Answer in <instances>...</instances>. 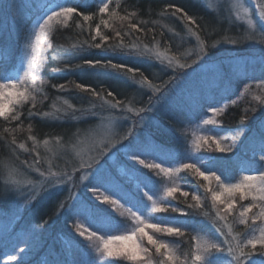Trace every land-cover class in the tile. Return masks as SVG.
<instances>
[{"label":"trees","instance_id":"16d2710c","mask_svg":"<svg viewBox=\"0 0 264 264\" xmlns=\"http://www.w3.org/2000/svg\"><path fill=\"white\" fill-rule=\"evenodd\" d=\"M97 4L98 0H79L78 16L70 19L64 26L57 25L52 31L40 71L41 80L46 83H42V89L38 91L40 96L30 108L35 114L29 118V111H27V115L19 116L16 121H8L3 126L0 123V224L3 220L9 223L0 236V264H5L1 257L2 251L15 245L14 242L22 234H25L24 244L19 247L24 249V256L13 264H74L77 260H89L90 258L96 259L97 264H102L99 257L94 254L92 242L80 237L76 232V226L79 224H83L84 229L89 230H92L94 226L79 217L66 218L63 213L56 214L70 191L82 198H89L86 192L99 186L94 177L88 178L82 185L74 182L71 189L64 186L50 188L47 183H44L39 192L30 199L26 198L28 191L24 194L12 192L7 183L10 175L26 176L29 181H39L38 176L27 174L28 167L35 166L34 162L37 161L39 163L37 167H40L41 163L51 159V164H58L63 171H67L63 168L64 165L70 167L75 163L72 156H67L70 159L62 161L67 152H70L69 145L76 141L78 136L83 137L85 133L90 132L104 116L100 106L96 105L101 102L90 92H82L76 88L77 84L95 88L98 92L103 89L102 94L107 99H112V97H107V92L111 91L116 99L131 104V109L135 112L123 115V118L125 115L128 118L119 121L114 135L105 145L106 148L122 142V137L128 129L124 127V124L128 125L132 122L129 126L132 127L135 121L137 134L141 138L151 135L157 144L162 145L170 153L167 158L153 157L150 163H159L162 160L163 164L171 161L197 162L200 166L199 161H203L211 166L212 170L220 172L222 178L226 180L233 179L230 176L231 171L241 170L252 174L246 170L257 169L260 166L252 155L261 154V140L264 138V103L261 101L264 100L252 101L250 93L241 95L236 105H230L224 115L220 116L221 124L217 128L220 136L218 137L223 140L222 145L233 146L232 152L217 151L212 146L213 143L210 148L206 146L196 152H191L190 155L187 151L188 142L191 139L190 126L196 123L206 109L217 101L237 97L238 89L242 85L249 81L264 80V64L226 65L207 73L200 71L203 63L194 65L191 69L179 70L177 67L176 81L169 86L164 96L159 93L153 94L152 89H147L144 85L139 86L122 74L107 69L89 68L84 64L85 60L110 59L114 63L139 68L143 75L138 73L136 80L147 77L152 84L161 86L174 74L168 64L150 61L139 55L129 57L122 53L113 54L105 52L102 48L89 47L93 43L91 36L95 34L96 25L100 24L101 33L110 37L108 42L110 44L115 45L122 38L127 46L156 45L171 58L178 59L179 63L188 64L196 60L195 53L199 49L197 45L200 41H203L208 49V55L203 60L206 63L208 61L212 63V59L215 58L214 54L218 55L223 51V48L227 46L226 42L224 43L226 40L238 41L236 45L231 46L232 49L247 50L245 42L241 41L240 26L230 23L225 15H221L222 12L215 13L209 10L204 0H121L115 6L114 21L105 27L101 21H106L107 18L104 15L101 16ZM168 5L183 8L196 20V24L191 25L182 19L183 13L172 15L174 9L166 12ZM112 8L114 9L110 7L109 11ZM84 15L95 18L84 21ZM125 16L129 19L120 18ZM11 19H14L11 22L14 28V24H20L15 16ZM31 21V16H28L23 25L27 27ZM132 23H136L143 31L131 30ZM189 27L195 35L188 31ZM117 31L121 32V38L115 36ZM12 32L16 33V31ZM15 35L13 34L17 39ZM196 36H199V41ZM14 41L12 39L10 44H4V39L0 35V55L2 57L8 58L9 55H13L5 50H12ZM16 41L21 42L19 39ZM85 41L88 43H84ZM95 42L99 43V38ZM260 43L264 44V40ZM213 44L215 47H212ZM0 65L6 66V63L1 62ZM10 67L7 66L6 69ZM53 85H64L65 87L61 90ZM149 97H152V104L155 107L143 112L141 120L136 116V112L148 107ZM65 100L68 104L64 103ZM69 104L74 108H69ZM250 109H255V111ZM246 110L249 111L246 112ZM45 112L49 113L47 117L43 116ZM246 115L248 119L244 120ZM241 130L244 131L243 136L239 135ZM79 132L82 134L80 135ZM30 137H35V139ZM45 140L48 141L47 144L44 143ZM20 144H24L23 149L19 147ZM130 155L131 153L127 151L118 152L113 167L109 169L114 173L116 169L138 168L139 165L130 160ZM60 162L66 164H60ZM201 170L205 168L201 167ZM143 173L159 183V178L154 176L150 170L145 168ZM201 184H206L202 178L190 171L182 170L177 175L175 186L181 191H188L189 197L185 198L177 193L176 197H166V203L183 208L188 214L186 216L171 212L152 214L155 216V219L152 218L153 223L161 222L173 227L185 226L186 231L183 237L163 236L173 246L175 256L180 262L184 260L185 254L194 252L196 243L194 233L205 235L214 243H223L226 236L225 225L230 226L232 233L236 236V243L245 242L253 233L255 224L252 225L251 217L254 211L248 214V224H242L239 216L242 210L241 205L247 206L251 203L248 199L243 201L235 199L236 207L233 213L227 216L225 221L214 223L217 207L222 208L223 206H220L218 202L217 206H213L211 195L205 193ZM125 187L131 188V185L125 184ZM194 192L202 197V207L196 210L188 208L189 204L195 203L191 199ZM135 195L138 198L141 197L139 192ZM18 205L22 206L18 207ZM117 219L120 217L118 216ZM221 231L225 235H221ZM159 237L161 234L157 235V238ZM151 254L153 264H162L166 260V257L155 252ZM83 256H87V259H83ZM226 258L227 260H222L223 264H228L230 257L220 254L216 264L219 259ZM252 259L256 261V264H264V256L258 252ZM123 264H131V262L125 261Z\"/></svg>","mask_w":264,"mask_h":264},{"label":"snow or ice","instance_id":"6c2138e0","mask_svg":"<svg viewBox=\"0 0 264 264\" xmlns=\"http://www.w3.org/2000/svg\"><path fill=\"white\" fill-rule=\"evenodd\" d=\"M76 5V6H73ZM79 0H62V2H56V0H47V3L43 5V15L39 18L42 22L37 21V26L34 28V41L30 44V54L27 59V69L24 71V77L30 79L32 82V91H35V84L38 80V76L35 74L38 71L39 65L36 58V53L38 52V46L42 40L48 38V34L53 30L54 22L68 24L69 20L73 17L78 16ZM98 11L103 16L108 13L110 10V3L105 2V0H98ZM174 9L172 15L177 13H183L182 19H185L189 24L195 25L196 20L188 15L183 8L176 7L175 5H168L166 12ZM115 15V13H113ZM134 15V13L132 14ZM262 20H264V8L261 9L259 13ZM94 16L84 15V21L94 20ZM121 19H129V17H120ZM106 24V21H101ZM249 23H252L249 21ZM100 24L96 25L95 34L91 36L92 44L89 47H95L97 49H104L105 52H112L113 54L122 53L125 56L133 55H144L147 52L152 50L147 48V45L141 49L138 45L127 46L124 44L123 39L121 38V32L117 31L115 36L121 38L119 43L113 45L108 43L110 37L101 33ZM131 30L143 31L142 28H138L136 23H132L130 26ZM188 31L195 35L192 32L191 27ZM99 38L100 42L96 43ZM196 39L199 41V36H196ZM84 43H88L85 41ZM228 43L236 45L238 41L229 40ZM215 47V44L212 45ZM196 60L192 64L188 63H179V61H173L171 58L164 56L163 53H156V58L167 61L168 67L173 71V76L169 78L168 81H165L161 86H156L152 84L147 77H144L142 80H136L137 74H141L139 68H134L127 66L123 63H114L112 60H85L84 64L89 68H101L114 71L118 74H122L132 80L134 83H137L141 86L147 84L149 88L152 89L153 94L159 93L161 96H164L168 91L169 86L175 83L176 81V68L180 69H191L194 65H201L204 58L208 55V49L204 46L203 41H200L199 49L195 53ZM23 83V81H21ZM41 83H46L41 81ZM16 87L15 81L9 82V84H0V118H3L5 121H16L19 119V114L16 113L10 105L13 103V97L15 98V103L23 104L24 102L31 99L33 104L36 102V96L32 95V91L28 88H25L23 91H18L16 93H5L3 90L5 88ZM53 87H58L63 90L64 85H53ZM76 88L82 92H90V94L95 97L102 105H107L109 109L118 110L121 113H131L133 109L124 105V103L116 99L111 91L107 92V97H112V99H107L105 95L102 94L103 89L98 92L95 88L86 87L83 84H77ZM47 99V96H45ZM255 100L260 101L259 96L254 97ZM65 104H68V101H64ZM232 105H236L237 101L233 99L231 101ZM264 103V101H261ZM55 105H53L54 107ZM69 108H74L73 105L69 104ZM155 105L152 104V97H149L148 107L141 109L136 112V116L142 119V113L145 111L151 110ZM255 111V109H250ZM224 108L212 107L210 112L218 113L223 112ZM249 110H246V112ZM35 113L30 109L28 112V117L31 118ZM49 113H43V116L47 117ZM124 118H128L125 115ZM115 119H120L116 117ZM247 115L244 117V120H247ZM215 122L212 120L204 119L203 124L212 125ZM240 136L244 135V131L239 132ZM35 139V137H30ZM59 139V137H57ZM122 140L127 141V152L131 153L130 160L132 162H138L139 167L134 169L122 170L119 173L114 174L105 163H101L100 160L92 162H84L81 164L82 169H86L87 172H90L94 179L98 182V187H93L90 191L95 199L82 198L77 195L75 192L70 191L69 195L65 198V201L62 202L57 211V215L63 213L66 218L68 217H79L90 225L96 228V231H92L86 237L87 240H95L97 243L94 245L95 256H98L104 264H123V262H131V264H153L152 260V249H154L156 254L166 257V260L162 264H216L217 257L220 254H226L230 257L228 264H256V261L252 259L254 254L257 252L264 256V227L259 229V235H255V230L253 229V235L251 238L246 239L245 242L233 243L231 240L225 239L223 243H214L211 240H206L203 243L199 241L195 245L193 253L185 254L184 260L180 262L175 256L173 246L163 238H157V234H161V237H183L186 231L185 226H167L161 222L151 223L149 218H147L146 213H179L181 216H186L188 213L183 209L171 204L161 203L158 204L154 196L159 190L160 183H163L165 178L169 183L175 184L177 174L182 170H187L194 173L197 177L202 178V181L207 182V184H201V187L205 189L206 194L211 195V200L213 206L222 205V208L217 207L216 217L214 223L225 221L227 216L231 215L236 207V200L234 198L236 193H239V199L243 201L247 197L251 196L253 203H249L247 206L241 205L242 210L239 212L240 222L242 224H248V214L253 212V208L259 207V213H253L252 225L256 221H260L264 224V170L262 169H248L246 171L253 174H245L242 179L237 183H226L222 180L221 175L217 174V171L212 170L211 166L206 165L203 161H199L200 166L197 162L192 163H179L176 167H165L163 166V160L160 163L152 162L146 163L148 157H169L170 153L162 146L157 144L151 137V135H146L141 138L137 134V124L134 121L132 127L128 129V132L125 136L122 137ZM14 142V141H13ZM211 142H214L216 145V150L220 152H232L233 146L222 145L221 140L217 139L216 136L211 137ZM45 144L48 143L47 140L44 141ZM211 147L209 143V137L207 135L199 137L197 140L193 141V151H198L204 147ZM21 149L24 148V144H20ZM101 149V156L103 157L104 153L107 152V148L100 144L98 146ZM260 155L259 161L264 163V138L261 140L260 146ZM39 155V154H38ZM144 157V158H141ZM191 158V157H190ZM38 162V161H37ZM33 165H30L32 167ZM201 167H204L205 170H201ZM148 169L152 174L159 178V183L147 177L143 173V169ZM95 169L93 172L92 170ZM36 172L43 177V182L47 183L50 188H55L64 183H70L73 180V175L69 174L67 171L61 172H52L47 173L41 172L37 167ZM76 170L73 169V173ZM81 180L88 179V174L80 177ZM55 183H51V181ZM123 180V183H122ZM215 181V188L212 187V182ZM31 183V181H28ZM125 184L131 185V188H126ZM259 185V187H257ZM101 189H104L105 192L109 194H102ZM147 189V190H144ZM139 192L145 198V200L140 201L136 198V193ZM254 192H259L260 195H254ZM180 193L182 197H189L188 191H181L179 187H165L163 188V195L165 197H176V194ZM102 196V199H101ZM192 201L195 203L189 204V209H199L202 207V197L197 195L195 192L191 195ZM259 201V204H256V201ZM127 205V217H124L125 220H130L135 223L134 230L127 233L124 237L126 240L133 241L131 245H120L117 247L112 246V241L116 239L111 235L105 238V235H97V232H111L113 230H118L120 225V220L117 219L118 216H123V213H117V207L125 208ZM107 206V207H106ZM223 213V214H221ZM207 215V213H205ZM155 219V216H152ZM249 225V227H252ZM147 230H152L151 234ZM85 229L83 224L76 226V232L80 237L85 236ZM219 231V230H218ZM221 235H225L221 231ZM133 237L136 240H133ZM146 239L147 245L151 248L144 245ZM24 249H20V252H23ZM91 255V254H90ZM190 257V258H189ZM18 260L17 255H6L5 264H13ZM82 264H97L96 259L90 258L87 261H83Z\"/></svg>","mask_w":264,"mask_h":264},{"label":"rangeland","instance_id":"374dc122","mask_svg":"<svg viewBox=\"0 0 264 264\" xmlns=\"http://www.w3.org/2000/svg\"><path fill=\"white\" fill-rule=\"evenodd\" d=\"M121 0H105V2L110 3V7L112 8L111 11L108 13L104 14V16L107 18L106 24H104L105 27L109 26V23L114 21L113 18L116 17V15H113V12H115V6L117 3ZM206 7L215 12V13H221V15H225L226 19L230 23L237 24L240 26V33L242 34L241 36V41L245 42L247 50H235L232 49L231 46H234L230 43H228L229 40L224 41V43L227 45L226 47L223 48V51L220 53L214 54L215 58L212 59V63H206L203 62V66H200L202 72L207 73V72H212L217 69H221L223 66L226 65H248L251 66L252 64H264V58H262V55L264 54V44L260 43L264 40V20L261 19L259 13L262 8H264V0H204ZM56 2H62V0H56ZM114 2V3H113ZM47 3V0H0V35L4 39V44H10L11 40H15L13 45H12V50H5V52H11L13 55H9L8 58L2 57L0 55V63L5 62L6 66L0 65V84H9L10 80L15 81L16 87H8L5 88L3 91L7 94L9 92L11 93H16L18 91H23L25 88H28L30 91H32V82L30 79H26L24 77V71L27 69V59L30 54V44L34 41L35 36H34V28L37 26V21L42 22L41 19H39L43 15V5ZM74 6V5H73ZM12 16H15L17 18V22H20L19 25H15V28L13 27L12 23L14 19H11ZM28 16H31L32 21L29 23V26L23 25V22L25 19L28 18ZM114 16V17H112ZM251 21L252 23H249ZM59 26H64L65 24L62 23H55L53 26V30ZM2 30L5 32H2ZM52 30V31H53ZM12 31H16V33H13ZM52 31L48 34V38L46 40H42L40 45L38 46V52L36 53V58L37 62L39 65L38 71L35 72V74L38 76V80L35 84V91H32V95L36 96L38 98L40 95H38V91L42 89V83H41V76H40V71L41 67L44 61V53L46 48L48 47L49 40H50V35ZM16 34L14 38L13 34ZM20 35V36H19ZM19 36V37H18ZM20 40L21 42H17L16 40ZM233 40V39H231ZM200 44V43H199ZM222 44V43H221ZM199 47V45H197ZM140 47V46H139ZM141 49L144 48V46L140 47ZM148 49L152 50L150 52L145 53L144 55H139L142 57L148 58L150 61H158L162 62L161 60L156 58V53H163L164 56H168L165 51L160 50L156 45H151L147 46ZM225 49V50H224ZM216 51V50H215ZM214 51V52H215ZM213 52V53H214ZM212 53V54H213ZM262 54V55H260ZM7 55V54H6ZM212 55H210L211 57ZM209 57V58H210ZM219 58V59H218ZM174 62L179 61L178 59L171 58ZM164 63L167 65V61L164 60ZM10 63V64H9ZM7 66H11L9 69H6ZM181 70L180 68H177ZM7 72H6V71ZM185 76V74H184ZM183 76V78H184ZM23 81V83H21ZM139 85V84H138ZM141 86V85H139ZM147 89L149 88L147 85H144ZM146 91V89H145ZM151 92V91H150ZM250 93V95H249ZM249 95L250 99L252 101H256L254 97L259 96L261 99L264 100V80H254V81H249L245 85H242L237 92V97L235 98H229V99H221L217 101L213 106L209 107L206 109L205 113L197 120L196 123L190 126V132H191V139L189 140V149H188V154L190 155L191 152H196L193 151V141L197 140L199 137L207 135L209 137V143H213V147L216 149V145L214 142H211V137L216 136L217 139H219L218 136H220L217 131H219L217 128L220 126L221 121H220V116L224 115V112L226 109L232 105L231 101L235 99L238 101V98H240L241 95ZM98 102V101H97ZM157 102V101H156ZM33 102L31 99L28 101L24 102L23 104H17L15 103V98L13 97V103L10 105V107L19 114V116H24L27 115V111L30 110L31 104ZM97 106L99 105L100 110L102 111V114L104 115L98 123L93 127V129L90 130V132L85 133L83 137L78 136L76 141L71 142L69 145V150L70 152H67L66 157L63 158L62 161L65 159H70L67 156H72V159L75 161L74 164L70 165V167H66L64 165L63 168L67 169V172L71 175H73V180L70 183H64L61 184L57 187L64 186L67 189H71L74 186V182H77L79 185L84 184L85 180H81L80 177L85 175L86 173L88 174V178L93 177V175L90 172H87L86 169L81 168V164L84 162H92L96 160H100L101 163H105L108 168L113 167L115 163V157H117L118 152L125 153L127 151V141L122 140V142H118L119 144L113 145L110 148H107V152L104 153L103 157L101 156V151L99 152L100 148L98 147L100 144H103L104 146L107 145L109 142L111 136L114 135L115 133V127L118 126L119 121H123V115L125 113H121L118 110H112L107 107V105H102L101 103L96 104ZM127 107L131 108V104L124 103ZM212 107H218V108H224L223 112H218V113H212L210 112V108ZM109 110V112H108ZM21 112V113H20ZM108 112V113H107ZM133 112V111H132ZM105 113V114H104ZM135 113V112H133ZM129 114V113H128ZM116 117L121 118L120 119H115ZM208 119L212 120L215 123L212 125H205L203 124V120ZM142 120V119H141ZM8 121H5L3 118H0V123L1 126L6 125ZM132 122H130L128 125L124 124V127H127L128 129L130 128ZM128 129L125 133V135L128 132ZM81 135L82 133L79 132ZM221 143L223 142L222 139ZM64 153V152H63ZM195 154V153H194ZM259 155L260 154H253L252 157L255 158L260 166H258L259 169L264 170V163H261L259 161ZM153 157H148L146 159V163H150V160ZM25 162V161H24ZM188 162V161H187ZM37 163V165H36ZM52 160H46L44 163H41V166L38 167L41 172H61L63 173L64 171L61 169L62 167H59L58 164L54 165L51 164ZM158 163V162H157ZM160 163V162H159ZM60 164H66L65 162ZM134 164L138 165V162H134ZM179 163L176 161H171L169 163L163 164L165 167H176L178 166ZM35 166L28 167L29 171L27 174L29 176H38L39 181L34 182L32 180L31 183H29L28 179L26 176H13L10 175L9 179L7 180L9 187L11 188L12 192H22L24 194L25 191H28L29 194H27L26 198L30 199L34 195H36L39 192V189L43 182V177L39 175V173L36 172V168L39 165L38 162H34ZM257 168V169H258ZM73 169L76 171L73 173ZM26 171V172H27ZM93 172L95 169L92 170ZM122 170L116 169L114 170V174L121 172ZM26 174V175H27ZM179 174V173H178ZM177 174V175H178ZM218 175L222 174L220 172H217ZM247 173L243 171H231L230 176L233 178L232 180H226L223 179L226 183H237L239 182L240 179H242L243 175ZM253 174V173H252ZM87 180V179H86ZM123 181V180H122ZM51 183H55V181H51ZM177 183V177L175 180V184L169 183L167 179L165 178L163 183H160L159 185V190L156 192V195L154 196V199H156L158 204L165 203L166 202V197L163 195V188L169 187L171 184V187L176 185ZM207 184V182H206ZM212 187L215 188V183L214 181L212 182ZM259 187V185H257ZM91 190V189H90ZM86 192L88 197L91 199H95V197L92 196L91 191ZM147 190V189H144ZM102 194H109L104 191H101ZM254 195L259 196V192H254ZM138 200L143 201L145 198L142 196L141 197H136ZM235 199H239V193H236L234 196ZM102 199V196H101ZM248 202L253 203L251 196L247 197ZM30 201V200H29ZM26 203V202H25ZM29 203V202H28ZM256 204H259V201L257 200L255 202ZM24 205V204H22ZM22 205H18V207H21ZM222 206V205H220ZM127 205L125 208H119L117 207V212L118 213H123V216L120 217V225L118 230H113L111 232H97V235H105V238L107 236L111 235L113 237H116L111 243L112 246L115 248L120 245H131L133 241L126 240L124 239L125 235L131 231L134 230L135 223L130 220H125L124 217H127V211H126ZM254 213L258 214L259 213V207L253 208ZM147 218H149V222H152V214L146 213ZM7 221L3 220L1 221L0 224V236L3 231V229L7 228ZM9 225V223H8ZM261 227H264V224H262L260 221H256L254 225V230H255V235H259V229ZM225 234L226 237L231 240L233 243H236V236L232 233V230L229 225H225ZM85 236L86 238L89 233L92 231H96V228L94 227L92 230L85 229ZM151 234L152 230H147ZM158 235V234H157ZM195 238H196V243L199 241L200 243L205 242L206 240H209V238L205 235L197 234L194 233ZM253 235V233H252ZM251 235V236H252ZM25 234H22L15 242L12 247L6 248L5 250L2 251V260L6 261V255H17L18 259H20L21 256H24V251L20 252V249H23L22 247H19L23 243V238ZM250 236V238H251ZM165 239L167 242L168 240L166 237H159ZM133 240H136L135 237H133ZM90 241V240H89ZM91 246L94 249L95 243L97 241L91 240ZM145 246L151 248V246L147 245L146 239L143 242ZM195 243V245H196ZM95 250V249H94ZM155 252L154 249H152V253ZM95 254V252H94ZM83 259H87V256H83ZM230 260V258H228ZM222 260H227L226 259H219L218 264H223ZM83 261L87 260H77V262H74V264H82ZM102 264H104L103 261L100 260Z\"/></svg>","mask_w":264,"mask_h":264}]
</instances>
